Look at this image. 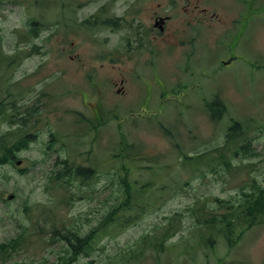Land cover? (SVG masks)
<instances>
[{
	"label": "rangeland",
	"instance_id": "374dc122",
	"mask_svg": "<svg viewBox=\"0 0 264 264\" xmlns=\"http://www.w3.org/2000/svg\"><path fill=\"white\" fill-rule=\"evenodd\" d=\"M201 4L216 16L201 26L193 74L177 68L181 47L162 44L134 74L98 56L113 54L116 32L68 33L101 3L0 0V264H264V220L240 236L239 222L228 234L221 221L264 187V0ZM66 158L92 179L74 180ZM69 231H96L92 248L73 255L58 235Z\"/></svg>",
	"mask_w": 264,
	"mask_h": 264
},
{
	"label": "flooded vegetation",
	"instance_id": "af4514ba",
	"mask_svg": "<svg viewBox=\"0 0 264 264\" xmlns=\"http://www.w3.org/2000/svg\"><path fill=\"white\" fill-rule=\"evenodd\" d=\"M206 1L207 6L212 2ZM92 3H101L97 13L92 14L89 20L86 18L80 19L79 22L68 21V33L74 34L80 29L89 30L94 36L103 30L116 32L118 42L111 52L113 54L105 53L106 49H102L98 56L101 60L112 59V62L119 61L120 64L126 61L125 65L130 62L134 74L135 71H145L153 66V59L159 56V50L156 51L154 47H160L161 44L166 45L170 51L181 47L184 50L183 63L177 65V68L193 74L190 66L200 53L201 26L205 22L210 23L212 17L216 16L210 6L202 7L201 0H92ZM113 5L118 8L115 9ZM85 7L87 6L84 4L79 5L76 11L78 19ZM93 40L101 43L100 39ZM232 59H221V65L231 64ZM121 71L123 68L121 70L119 67V72ZM136 76L142 79L145 85L141 87L144 91L143 100L150 102L153 92L147 96L145 92L146 87H153L143 79L146 75L143 77L136 72ZM115 81V86L121 85L116 90L118 96H126L128 91L123 89V85L127 78L121 73L119 82ZM160 95L165 98L163 93ZM187 97L191 98L189 94L184 96L185 99Z\"/></svg>",
	"mask_w": 264,
	"mask_h": 264
},
{
	"label": "trees",
	"instance_id": "16d2710c",
	"mask_svg": "<svg viewBox=\"0 0 264 264\" xmlns=\"http://www.w3.org/2000/svg\"><path fill=\"white\" fill-rule=\"evenodd\" d=\"M240 128H241V126L239 124H234L228 130L227 137L225 140V144L227 142L229 143V140L234 138V136L238 132V129H240ZM25 140H26V138H22L21 143L26 144ZM16 148H19V147H16ZM126 154H129V152H126ZM203 155L204 154H201L198 156L201 157ZM7 156L10 160L13 161V159L15 158V155H14V152L12 151V149L7 150ZM185 159L189 160L190 158L185 157ZM196 159H199V158H196ZM223 163H224V165H222V166H224L226 169H229L231 162L227 159V160H224ZM71 176L74 178V180H78L79 178H83L85 175L82 174V172L79 168H74L71 172ZM85 180L86 179L83 178V182H85ZM256 183H254V185L251 187V189L249 191V192H251L250 194L243 192L244 187L242 188L241 192H243L242 197H243L244 201L239 204V208L241 210L237 215L234 216L235 218L234 217L229 218V214L224 215L221 218V221L224 222L226 228L229 231L232 230V228L235 229L236 222H239V225L241 227H243V229L245 230V229L250 228L255 223H260L264 220V187L261 188V187L257 186ZM126 187H127V189L124 191L126 193L125 199L127 200V198L129 197L128 200L130 201L131 191L128 189L129 188L128 186H126ZM129 201L126 202L125 204H121L120 209H123V211H125V212H129L132 209ZM124 206H126V207H124ZM244 224H245V226H243ZM95 232L96 231L91 232L90 234H88L85 237H79L78 235H76L75 233H73L71 231H69L66 235H64V234H62V235L58 234V235L71 248L72 254L78 255V254H80V252H85V250H89L90 248H92V241L94 239ZM170 234H168V235H170ZM229 234H231V232Z\"/></svg>",
	"mask_w": 264,
	"mask_h": 264
}]
</instances>
